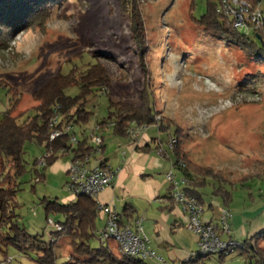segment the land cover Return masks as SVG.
<instances>
[{"label":"rangeland","instance_id":"374dc122","mask_svg":"<svg viewBox=\"0 0 264 264\" xmlns=\"http://www.w3.org/2000/svg\"><path fill=\"white\" fill-rule=\"evenodd\" d=\"M208 2L60 0L26 28L3 30L0 117L10 112L19 119V124L29 121L40 104L34 93L52 77L68 74L75 66L85 69L99 62L109 71L110 84L90 107L95 115L88 125V135L97 122L108 117L110 98L140 104L149 96L156 120L164 126L172 124L170 129L162 131L156 124L146 129L148 136L155 138L151 141L153 153L174 151L178 145L193 162L219 171L228 180L225 188L231 199L226 204L223 197H216L213 194L216 181L209 180L206 192L218 198L214 200L219 204L214 203L213 211H208L209 203L214 200L206 195L203 217L208 215L215 225L221 226L222 211L227 208L240 222L248 221V233L255 236L264 230V227L258 229L264 222V64L204 31L197 20L207 12ZM137 15L139 20L134 19ZM68 92L77 95L79 90L72 88ZM75 132L81 139V129L76 127ZM101 133L106 144L103 156L118 168L119 146L127 144L124 150L129 154L135 143L108 130L96 134L101 136ZM172 139L177 142L171 148ZM23 149L25 171L16 179L15 194L4 199L0 207V221L5 216V222L0 223V264H36L37 253L17 248L16 231L11 229L20 228L50 242L54 230L47 218L64 222L65 217L60 213L47 215L46 206L52 201L67 203L70 197L66 182L71 155L61 156L45 168L44 146L33 141L26 142ZM167 156L160 157L166 169L173 166L171 155ZM36 161L39 175L34 171ZM3 164L0 158L2 178L10 169L9 162L5 167ZM166 169L162 168L156 176L163 179ZM172 171L181 178L175 167ZM138 204V214L145 218L144 212L150 206ZM150 208L158 212L157 206ZM105 220L99 212L95 234L87 241L92 248L101 246L97 232ZM143 225L149 226V221ZM185 229L192 238V232ZM234 238L238 244L245 240L240 236ZM56 239L58 264H64L73 250L71 239L66 234ZM256 239L257 245L264 249V235ZM190 240V251H199L197 243ZM108 245L119 253L116 240L111 239ZM147 262L160 264L151 259ZM222 263L246 264V260L237 251ZM202 264H220L219 257L210 255Z\"/></svg>","mask_w":264,"mask_h":264},{"label":"trees","instance_id":"16d2710c","mask_svg":"<svg viewBox=\"0 0 264 264\" xmlns=\"http://www.w3.org/2000/svg\"><path fill=\"white\" fill-rule=\"evenodd\" d=\"M57 1L60 0H0V42L3 38V30L26 28L29 24L43 17L48 8ZM222 1L209 0L207 12L197 20L198 24L205 32L238 47L243 53L261 60L264 64V27L250 31L235 27L233 20L224 12ZM249 1L254 7L256 6V0ZM134 19L139 20L138 15ZM141 35L139 34V36ZM144 52L143 49L142 60L144 59ZM109 84V71L99 62L89 64L85 69L75 66L68 74L59 73L52 77L40 90L34 93L40 104L36 109V114L29 121L19 124L17 122L19 119L12 117L10 112L0 117V158L3 159V167L7 162L10 164L9 172L4 175V178L1 176L2 173L0 174L1 208L4 199L15 194L17 190L16 179L25 171L23 147L26 142L34 141L45 147L47 154H50L45 157V168L52 166L59 157L68 155H71L72 158L91 156L101 161L104 142L100 147L102 152L98 155L87 129L95 115L91 108L94 106L99 93ZM72 88H77L79 93L70 95L68 91ZM108 110V117L97 122L96 125L100 130L110 128L113 134L118 137H130L129 129L132 125L149 127L156 124L161 131L170 129L172 125L169 126L167 123L168 126H164V123L156 120L154 105L149 96L140 104L113 101L110 98ZM56 116L59 121L54 126L53 119ZM111 124L114 125L110 127ZM67 126H71L73 130L55 140L50 139L54 129L64 130ZM76 127L81 129V133H79L81 139L77 137ZM177 134L176 130L175 135ZM74 136L77 137L76 144L71 141ZM177 140L179 142L178 138ZM172 152L176 157L174 166L179 162L185 165L180 170L189 180V188H185L186 191L188 190V194L205 206L203 193H200L198 189H205L208 181L212 179L216 181V184L213 185V194L216 197H223L227 204L228 200L231 199V194L225 188L228 180L222 177L219 171L193 162L188 158L186 151L180 149L178 145ZM37 164L38 161L34 163V171L39 175V170L35 168ZM244 179L245 176L240 180L243 181ZM40 180L41 178H38V181ZM70 199L64 204L58 201L48 202L46 206L47 215L60 213L65 217L64 222L57 221L63 225V230L52 231L50 234L53 237L50 242L39 240L37 236H31L24 230L14 227L11 230L16 231L15 246L22 250L36 252L38 256L36 264H58L56 237L66 234L71 239L73 250L64 264H151L147 260L135 256L115 253L108 244H101L100 248H92L87 241L95 234L96 219L99 214L97 202L95 199L84 195ZM126 211L128 212L127 207L121 213V223L131 224L138 220L132 217L133 212L127 213ZM4 222L5 216L1 218L0 223ZM263 235L264 230L244 240L242 244L234 241L236 247L232 253L239 251L245 257L246 264H264V249L257 245L259 241L256 239ZM232 253L218 254L220 264H223V260ZM209 256L210 254L204 255L197 251L188 259L174 264H202Z\"/></svg>","mask_w":264,"mask_h":264},{"label":"built area","instance_id":"2783aa9c","mask_svg":"<svg viewBox=\"0 0 264 264\" xmlns=\"http://www.w3.org/2000/svg\"><path fill=\"white\" fill-rule=\"evenodd\" d=\"M222 7L226 15L234 22L235 27L250 31L251 29H262L264 27V0H256L254 7L249 0H223ZM59 118L53 119V124H58ZM114 124H111L112 127ZM147 127H137L132 125L129 129L130 137L137 140L143 130ZM71 126H67L64 130L54 129L50 135L51 140H55L66 132L72 131ZM100 128L96 125L91 132V142L96 149L98 155L101 154V145L103 138L97 135ZM73 144L77 143V137L71 139ZM176 139H172L170 146L176 143ZM162 150L159 154H162ZM50 154H47L48 157ZM45 165V158L42 161ZM176 169L184 168L182 162L174 166ZM66 190L71 198L84 195L96 200L99 212L106 217V223L97 237L101 244L106 245L111 239L118 242L119 253L127 256H135L144 260H154L160 264H164L163 257L158 255L149 246V239L144 232L142 222L140 220L134 223H121V214L111 204H102L98 202L100 193L107 187L111 186L115 179V172L105 165L102 158L101 161L91 156H81L71 158L67 171ZM167 180L172 187V196L176 203L188 214V229L198 238L199 252L206 255H218L224 252H233L236 247L234 241H225L220 235L229 232L228 220L232 217V213L226 208L222 211L221 226L204 220V206L193 196L189 195L185 190L188 185V178L183 175L179 178L174 171L167 174ZM49 226L54 231H62L63 225L54 221L52 218L48 220Z\"/></svg>","mask_w":264,"mask_h":264},{"label":"crops","instance_id":"0c3cea01","mask_svg":"<svg viewBox=\"0 0 264 264\" xmlns=\"http://www.w3.org/2000/svg\"><path fill=\"white\" fill-rule=\"evenodd\" d=\"M146 129L141 132L137 140H134L131 137H121L128 141L131 139L136 145L134 144V149L129 154L124 150V147L128 146L127 144L125 146H119L121 164L118 168L113 167L103 156L106 152V144L105 137L101 133L104 142V152L101 158L104 160L105 165L115 172V179L111 186L107 187L100 193L98 202L113 205L120 214L123 213L127 207L128 212H133L132 217L140 220L142 225L144 221L148 220L149 226L146 225L145 227L143 225V228L149 239V246L158 255L164 258V264H174L177 261L188 259L191 256V254H189L190 252L192 254L197 252V250L195 252L193 250L190 251V239H193L198 245V238L193 232L192 234L194 238L189 237L187 234L185 228L189 230L187 227L189 216L183 208L176 203L171 193V184L167 180V174L172 171L176 157L171 150L169 152L164 151L163 154L155 155L153 153L154 150L151 147V141L155 138L148 136ZM103 130L111 131L110 128H104L101 129L100 132ZM167 155H171L172 158H170V160L173 162H171V165L173 166L166 169L165 165L163 166L160 157L169 158ZM162 168L167 171L165 172V177L163 179L156 176ZM178 171H180L181 176L184 175L181 170ZM185 188L188 189L189 185ZM198 191L203 193V201L206 203V195L210 196L208 192H206V188L198 189ZM70 198L71 196L68 199L69 201L71 200ZM210 199L213 201L218 198L210 196ZM139 202H143L150 207L157 206L158 212L151 210L152 208L150 207L146 208V212H144L146 216L143 218V216L138 214ZM214 203L216 205L219 204L216 200L210 202L208 205V211H213ZM245 214L246 213L244 212L243 215ZM204 220L214 224L213 218H209L208 215L204 216ZM229 221L231 223L229 225V232L223 233L220 231L222 239L225 241H236L234 238L235 236L244 237L245 240L253 237V235L250 236L248 233V221H246V223L240 222L233 213L232 217L228 220V223ZM105 223L103 221L102 227H104ZM262 227H264V222L261 223L258 229Z\"/></svg>","mask_w":264,"mask_h":264}]
</instances>
